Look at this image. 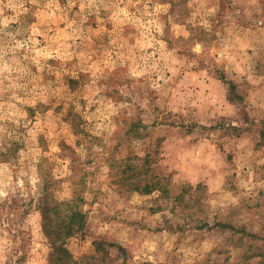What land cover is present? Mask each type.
Here are the masks:
<instances>
[{
	"label": "rangeland",
	"instance_id": "rangeland-1",
	"mask_svg": "<svg viewBox=\"0 0 264 264\" xmlns=\"http://www.w3.org/2000/svg\"><path fill=\"white\" fill-rule=\"evenodd\" d=\"M43 212L65 264H264V0H0V264Z\"/></svg>",
	"mask_w": 264,
	"mask_h": 264
},
{
	"label": "trees",
	"instance_id": "trees-1",
	"mask_svg": "<svg viewBox=\"0 0 264 264\" xmlns=\"http://www.w3.org/2000/svg\"><path fill=\"white\" fill-rule=\"evenodd\" d=\"M44 214V220L45 224L43 225V230L46 235V237L49 240H52V261L51 264H65L66 259L68 260L69 254L67 251L63 248L62 243L60 242L63 238L62 236V229L61 228H53L52 226V219L50 215H48V212H43ZM65 235H68L73 231L72 226L66 227Z\"/></svg>",
	"mask_w": 264,
	"mask_h": 264
}]
</instances>
